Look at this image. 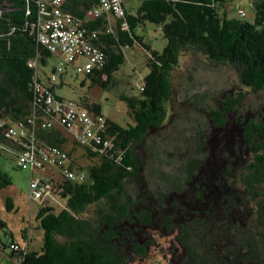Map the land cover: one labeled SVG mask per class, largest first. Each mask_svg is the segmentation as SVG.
<instances>
[{"label":"trees","instance_id":"trees-1","mask_svg":"<svg viewBox=\"0 0 264 264\" xmlns=\"http://www.w3.org/2000/svg\"><path fill=\"white\" fill-rule=\"evenodd\" d=\"M230 1L139 0L133 10L124 8V14L117 17L106 12L94 16L92 8L99 0H64L63 9L80 21L87 39L106 55L101 67L95 66L86 74L92 83L112 87L114 73L124 62L123 49L135 44L145 51L148 71L138 78L136 87H131L136 92L119 95L133 123L123 126L105 117L107 129L102 135L111 138L113 147L100 154L84 148L81 157L89 161L86 167L72 155L74 147L66 148L67 137L60 129L36 126L38 144L65 149L75 158L77 168L84 170L85 179L57 183L49 205L39 206L35 220L43 233L40 250L26 248L10 251L9 255L20 256V264H132L137 257L148 255L152 239L147 230L162 229L177 232L179 243L188 249L183 264H229L228 252H233L237 243L232 223L246 212L247 193L256 195V187L264 181V114L240 118L234 125L238 136L233 134L230 145L222 142L215 152L205 135L197 131V150L189 155L184 167V187L172 181L167 191L157 195L144 186V166L136 150L143 147L147 156L171 154L166 139L150 145L146 138L150 130L162 127L168 116L167 103L173 91L171 71L185 51H198L214 64L229 65L244 86L252 91L264 90V0H251L252 21L244 19L246 12L240 6L237 16L228 17L225 7ZM36 20L37 0H0V153L13 155L22 148L19 142H24V138H7L4 131L31 112L35 68L28 65V60L37 57L40 66L51 57L30 33V24ZM145 21L161 26L166 38L161 51L152 50L138 32ZM42 78L46 81L49 76ZM55 86L50 85L53 92ZM244 95L241 91L226 95L221 108L209 110L214 128L226 123L225 113L236 110ZM81 104L101 113L97 102L85 100ZM36 113L43 114L42 106ZM175 141L180 145L175 143L172 149L190 142L187 137L182 141L176 137ZM210 159L214 166L207 170ZM150 172H154L152 168ZM10 183L9 175L0 167V188ZM172 186L175 193L168 196ZM55 202H65L72 213L57 210ZM12 206L7 196L5 207L10 210ZM258 206V217L263 219L264 204ZM3 226L6 224L0 218ZM193 236L208 240L201 254L195 253L189 243ZM222 239L230 241L225 253L217 250Z\"/></svg>","mask_w":264,"mask_h":264},{"label":"rangeland","instance_id":"rangeland-1","mask_svg":"<svg viewBox=\"0 0 264 264\" xmlns=\"http://www.w3.org/2000/svg\"><path fill=\"white\" fill-rule=\"evenodd\" d=\"M123 2L127 10H133L139 4V0H124ZM237 6L245 10L244 19L253 20L251 0L230 1L225 7L226 15L228 17L237 16ZM138 32L143 35L152 50L161 51L166 45V38L158 24L145 21ZM123 51L124 62L115 71L113 86L109 88L92 83L85 74H77L71 67L65 73L54 70L58 62L57 55L51 56L46 65L38 66V74L41 77L55 76L54 92L57 96L80 104L85 100L97 102L101 105V114L104 117L125 126L133 123V120L127 113L126 104L119 98V95L125 92H136L131 87H136V81L147 73L148 68L144 64L146 56L142 47L135 44L125 47ZM170 79L173 91L172 98L167 103L168 116L162 127L149 131L146 140L148 144L155 145V142L161 138L166 139L167 148L171 154L159 152V156H147L143 147H137L136 150L144 166L142 168L144 186L154 195L167 191L172 181L180 183L178 187H184V167L189 155L197 150V131L205 135L204 139L207 140L209 148L215 152L222 142L229 146L233 134L238 136L239 133L234 125L238 124L240 118L253 119L264 114V90L252 91L239 81L233 68L229 65L214 64L201 52L193 50L183 52L179 65L171 71ZM239 91L245 93L239 107L234 111L226 112V123L214 128L208 115L209 110L221 108V100L226 95H236ZM64 135L67 137L66 148L74 147L72 155L86 167L89 161L81 157V150L72 143L70 138L68 141L66 133ZM176 137L181 141L187 137L190 142L186 144V147L185 144H182L184 147H178L180 143L175 141ZM175 143L178 146L172 149ZM212 160L207 161V163L210 162L206 166L207 170L214 166ZM0 167L11 179L8 186L0 188V218L6 224L0 227V264H4L6 259L14 260L15 258L9 255L10 250L7 246L12 237L17 238L23 246L27 244L28 250H40L43 233L35 220L39 204L29 198V171L18 168L15 157L6 151L0 153ZM151 168L154 171L152 173ZM236 173H239V168ZM172 189L173 186L168 190L170 191L168 196L169 193L170 196L175 193ZM256 193V195L247 193L246 212L242 214L241 219H236L232 223L235 226L234 239L237 243L234 251L228 252L229 264H264V218L259 219L257 213L258 204H264V181L256 187ZM211 195H214L213 191ZM7 196L12 199L13 206L10 210L5 207ZM100 202L89 207L87 213H91L95 205ZM24 228L29 230L25 235L27 241L23 238ZM147 232L148 237L154 241L148 249L150 254L147 258L136 260L132 264H183L182 262L188 257V249L179 243L174 234L162 229H150ZM206 242L208 246V240L194 236L189 241L195 253L200 254L207 249ZM229 242V239L218 241V252L222 250L220 252L222 253L224 250L225 253ZM216 246V244L212 245L213 248ZM200 260L201 258L198 259Z\"/></svg>","mask_w":264,"mask_h":264},{"label":"built area","instance_id":"built-area-1","mask_svg":"<svg viewBox=\"0 0 264 264\" xmlns=\"http://www.w3.org/2000/svg\"><path fill=\"white\" fill-rule=\"evenodd\" d=\"M63 2L64 0H37V20L30 24V33H33L36 42L51 56H58L54 70L64 73L71 67L77 74L86 75L95 66L101 67L106 55L87 39L86 29L80 27V21L63 9ZM103 12L122 16V0H99L92 8V13L99 16ZM239 13L244 15L242 9H239ZM91 36L94 37L95 33ZM28 65L35 68L31 78V112L24 120L6 127L4 135L14 141L24 138V142H19L22 148L13 155L16 165L29 171V198L41 206L49 205L57 183L65 180L83 181L85 172L77 168L76 160L65 149L51 144H38L36 126L64 129L77 146L89 148L99 154L105 149H112L113 144L110 137L102 135L107 129V123L101 113H93L73 100L56 98L50 89L55 76L51 75L45 81L38 74L37 57L29 59ZM38 106H42L43 114L36 113ZM54 207L72 213L65 202H55ZM8 248L11 252L26 250V246L17 240L10 241ZM21 259L20 256H15L9 264H20Z\"/></svg>","mask_w":264,"mask_h":264},{"label":"crops","instance_id":"crops-1","mask_svg":"<svg viewBox=\"0 0 264 264\" xmlns=\"http://www.w3.org/2000/svg\"><path fill=\"white\" fill-rule=\"evenodd\" d=\"M60 130H62V132H64V133H66L67 135H68V141H69V138H70V140L72 141V143L75 145V146H77L75 143H74V141L71 139V137L69 136V134L64 130V129H61V128H59ZM63 133V134H64ZM66 144H67V142H66ZM78 147V149H80L81 150V152H82V148L81 147H79V146H77ZM23 230H25V228L23 229ZM29 230L26 228V230H25V232H28ZM27 233H25V235H26ZM15 240H18L17 238H14ZM19 241V240H18ZM11 261V259H6V262L4 261V264H9V262Z\"/></svg>","mask_w":264,"mask_h":264},{"label":"flooded vegetation","instance_id":"flooded-vegetation-1","mask_svg":"<svg viewBox=\"0 0 264 264\" xmlns=\"http://www.w3.org/2000/svg\"><path fill=\"white\" fill-rule=\"evenodd\" d=\"M170 234H174L175 237H176V233H172V232H171ZM148 235H149V234H148V232H147V236H148ZM149 238L152 239L151 237H149ZM176 238H177V237H176ZM153 242H154V241H153V239H152V243H151V245L153 244ZM151 245L148 246V249H150V246H151ZM149 254H150V253H149V250H148V255H147V256H145V257H141V258H140V257H139V258L137 257L136 260H140V259H143V258H147V257L149 256ZM136 260H135V261H136Z\"/></svg>","mask_w":264,"mask_h":264},{"label":"clouds","instance_id":"clouds-1","mask_svg":"<svg viewBox=\"0 0 264 264\" xmlns=\"http://www.w3.org/2000/svg\"><path fill=\"white\" fill-rule=\"evenodd\" d=\"M25 230H26V228H25ZM25 230H24V232H25ZM26 233V232H25ZM23 238H24V236H23ZM24 240H26L27 241V239H24ZM18 241V240H17ZM25 246H26V248H27V244H25Z\"/></svg>","mask_w":264,"mask_h":264}]
</instances>
